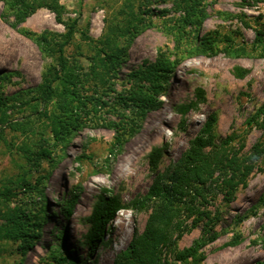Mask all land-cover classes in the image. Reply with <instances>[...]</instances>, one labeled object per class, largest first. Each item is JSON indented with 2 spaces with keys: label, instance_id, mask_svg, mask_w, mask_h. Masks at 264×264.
Instances as JSON below:
<instances>
[{
  "label": "rangeland",
  "instance_id": "374dc122",
  "mask_svg": "<svg viewBox=\"0 0 264 264\" xmlns=\"http://www.w3.org/2000/svg\"><path fill=\"white\" fill-rule=\"evenodd\" d=\"M41 1L15 25L9 0H0V94L8 98L0 118V188L10 189L5 205H19L41 217L38 237L24 253L18 242H0V264H68L61 258L70 256L79 260L76 264H113L143 231L154 208H137L136 200L157 176L167 173L210 114L215 115L214 145L232 137L229 152L253 159V168L230 194L224 181L214 180L207 187L208 202H195L199 211L192 214L183 212L180 230L172 232L160 259L180 264L178 251L212 233L217 238L200 250L199 264H254L263 258L264 209L252 207L264 192V152L259 157L254 152L264 142V125L261 119L251 125L246 121L264 102V0H201L205 15L191 20L176 11L173 0ZM135 24L130 39L123 31ZM69 32L64 55L76 75L88 70L106 36L124 48V55L111 88L95 91L90 81L81 89L82 96L94 95L104 105L54 144L46 115L56 102L42 99L40 86L58 53H45L33 37L44 34L55 47ZM158 58L173 64L161 104L147 113L136 136L111 153L115 131L109 124L129 114L120 98L136 83L148 85L136 75ZM236 68L244 74L237 75ZM182 104L190 106L184 115L177 111ZM13 122H24L26 132L13 130ZM39 144L50 149V161L40 162L37 172L28 171L26 177L34 182L37 175L48 176L41 187L45 199L37 191L26 192L19 180L29 169L23 151H35ZM156 146L161 156L151 168L147 155ZM103 189L117 195L123 209L90 252L87 217ZM71 194L77 203L66 218L61 207ZM250 210L255 214L237 223Z\"/></svg>",
  "mask_w": 264,
  "mask_h": 264
},
{
  "label": "trees",
  "instance_id": "16d2710c",
  "mask_svg": "<svg viewBox=\"0 0 264 264\" xmlns=\"http://www.w3.org/2000/svg\"><path fill=\"white\" fill-rule=\"evenodd\" d=\"M173 2L176 11L184 13L186 19L191 20L193 16L202 19L205 15L201 0H173ZM9 4L14 10V24L18 25L25 20L35 6L42 5L43 2L41 0H9ZM133 18H135L134 15ZM192 23L196 24L195 20ZM134 28H136V24L133 27H127L123 33L131 39L134 36L132 30ZM33 40L45 53L50 54L54 51L58 53L55 65L49 67L43 74L40 94L42 99L51 100L54 98V102H56L46 115L47 124L53 143H62L72 128L81 126L85 118L90 117L92 112L95 114L97 108L104 105L105 102L95 98L94 95L82 96L81 89L90 81L95 84L93 87L95 91H98V87L103 90L111 88L112 80L115 77L114 72L124 55V48L106 36L99 41L100 46L97 47L94 56L90 58L88 70L76 75L64 55V47L70 41V32L64 36L62 41L57 44L53 43L56 49L50 45L49 39L44 34L34 36ZM172 68V63L158 58L154 64L144 65L142 70L137 73L136 77L148 82V85L136 83L120 98V102L128 109L129 114L118 122L109 124L115 131L111 153L119 152L128 139L136 136L140 132L147 113L160 106L159 96L167 89ZM236 73L240 76L244 74L239 68H236ZM82 77H85V80H82ZM1 79L2 76H0ZM7 102L8 98L6 99L0 94V118L2 119L5 116L4 107L7 106ZM89 102H91L90 108H88ZM189 109V105L182 104L177 111L184 115ZM259 119L264 125V102L246 122L251 125ZM214 122L215 115H208L195 136L189 141L188 148L180 154L173 166L165 175L157 176L144 196L136 200L137 208H144L150 204H153L154 208L148 216L143 231L134 236L129 244L116 255L113 264H167L160 259L161 251L171 244L172 232L176 229L180 230L183 212L192 214L194 211H199L195 202L201 205L208 202L209 188L207 187L214 183V180L224 181L229 186L228 194H230L231 190L235 189L253 168V159L247 157L240 159L236 153H230L229 142L232 141V137H227L219 146L214 145L212 133ZM9 124L13 130L26 132L24 122ZM1 139H3V132L0 129ZM263 145L264 142L255 146L254 152L258 153L255 157L263 155ZM36 146L35 151L29 148L23 151L29 169L23 172L19 180L21 185L27 189L26 192L37 191L38 195L45 199L41 187L48 176L37 175L34 182L26 177L28 171L31 173L30 175L32 172H37L40 162L50 161V149L42 144ZM161 151L158 146L149 151L147 157L151 168L156 167ZM9 190L6 185L0 188V242H18L24 253L33 246L38 237L41 217L38 212H27L24 207L19 205H5L4 203H8ZM103 190L104 194L97 197L87 217L90 227L86 232L85 242L89 245L90 252L94 250L104 234L107 223L123 209L117 195L106 189ZM76 203V194H71L63 202L62 215L66 218L71 217L74 214ZM258 207L264 209V192L252 208ZM43 210L44 208L41 207L38 211H42L43 214ZM252 214H255V211L244 212L237 217V223H241ZM216 238L217 234L212 233L205 240L195 241L190 247L178 251L176 260L180 264H199L202 257L200 250L206 244L215 241ZM61 259L68 264L79 262L74 256ZM254 264H264V257L256 260Z\"/></svg>",
  "mask_w": 264,
  "mask_h": 264
},
{
  "label": "bare ground",
  "instance_id": "6f19581e",
  "mask_svg": "<svg viewBox=\"0 0 264 264\" xmlns=\"http://www.w3.org/2000/svg\"><path fill=\"white\" fill-rule=\"evenodd\" d=\"M162 121V120H161ZM167 124V122H165ZM131 158L135 157V147L132 148L131 153L129 154Z\"/></svg>",
  "mask_w": 264,
  "mask_h": 264
}]
</instances>
